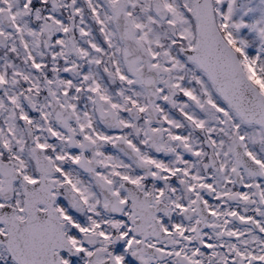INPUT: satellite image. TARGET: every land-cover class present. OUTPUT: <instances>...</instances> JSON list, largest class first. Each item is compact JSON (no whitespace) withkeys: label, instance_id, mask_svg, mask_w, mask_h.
Returning <instances> with one entry per match:
<instances>
[{"label":"snow or ice","instance_id":"obj_1","mask_svg":"<svg viewBox=\"0 0 264 264\" xmlns=\"http://www.w3.org/2000/svg\"><path fill=\"white\" fill-rule=\"evenodd\" d=\"M0 264H264V0H0Z\"/></svg>","mask_w":264,"mask_h":264}]
</instances>
